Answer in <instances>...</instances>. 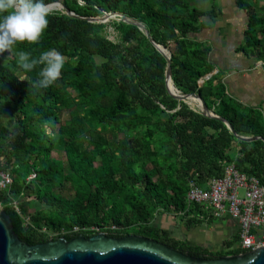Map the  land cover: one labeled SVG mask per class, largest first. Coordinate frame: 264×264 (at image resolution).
<instances>
[{"label":"trees","instance_id":"16d2710c","mask_svg":"<svg viewBox=\"0 0 264 264\" xmlns=\"http://www.w3.org/2000/svg\"><path fill=\"white\" fill-rule=\"evenodd\" d=\"M55 1L79 17L121 12L145 25L171 56L173 86L200 95L238 136L258 139H239L221 119L171 96L168 61L139 26L52 10L39 44L16 50L38 57L58 49L65 66L54 84L33 87L36 71L20 70L15 53L0 54V173L12 180L0 187V204L19 238L35 245L106 232L152 238L196 257L247 252L239 235L211 251L154 224L166 214L187 229L217 221L189 205L186 194L190 181L207 187L230 163L264 184V113L230 97L220 72L206 78L214 70L211 47L196 35L212 26L218 7L201 9L191 0H46ZM237 5L249 15L240 48L264 60V14L254 0ZM109 26L117 42L108 38ZM65 111L70 118L63 122Z\"/></svg>","mask_w":264,"mask_h":264},{"label":"water","instance_id":"95a60500","mask_svg":"<svg viewBox=\"0 0 264 264\" xmlns=\"http://www.w3.org/2000/svg\"><path fill=\"white\" fill-rule=\"evenodd\" d=\"M48 4L51 11L62 9L70 16L79 17L60 1ZM55 5H58V7L53 8ZM79 18L91 22H107L110 19H120L126 23L139 26L149 41L168 61L166 87L171 96L179 101L194 102L204 115L221 119L239 139L246 141L258 139V137L238 136L227 120L216 116L208 109L200 95L196 93L185 94L176 87L177 94L170 91L169 81L173 82L171 56L164 46L155 42L145 25L121 12L105 13L99 18ZM214 72L212 71L206 75V78H210ZM203 81L202 79L200 83ZM0 264H264V247L239 255H226L217 258L196 257L152 238L135 234L117 238L106 232H99L90 238L83 235L70 240L61 237L57 240L52 239L30 245L19 238L10 216L2 209L0 204Z\"/></svg>","mask_w":264,"mask_h":264},{"label":"crops","instance_id":"0c3cea01","mask_svg":"<svg viewBox=\"0 0 264 264\" xmlns=\"http://www.w3.org/2000/svg\"><path fill=\"white\" fill-rule=\"evenodd\" d=\"M191 1L201 9H209L214 2L221 11L212 26L196 35L211 47L209 59L214 65V74L221 73V80L230 97L245 106L259 108L264 113V60L240 48L248 25V12L237 5V0ZM254 6L256 12L264 14V0H254ZM205 20L211 21L209 18ZM167 215L157 216L155 225L169 229L173 236L178 237L170 227L162 225L167 221ZM180 226L185 234L184 239L211 251L221 249L225 240L239 235L238 222L231 218L217 219L211 224L204 223L190 229Z\"/></svg>","mask_w":264,"mask_h":264},{"label":"built area","instance_id":"2783aa9c","mask_svg":"<svg viewBox=\"0 0 264 264\" xmlns=\"http://www.w3.org/2000/svg\"><path fill=\"white\" fill-rule=\"evenodd\" d=\"M11 183L10 175L1 172L0 187ZM186 201L189 205H199L219 220H236L243 249L264 247V184L257 177L240 172L230 163L224 176L211 179L207 187L190 181Z\"/></svg>","mask_w":264,"mask_h":264},{"label":"clouds","instance_id":"9594fccd","mask_svg":"<svg viewBox=\"0 0 264 264\" xmlns=\"http://www.w3.org/2000/svg\"><path fill=\"white\" fill-rule=\"evenodd\" d=\"M51 7L46 0H0V54L15 53L16 65L25 72L36 71L33 87L48 88L62 74L64 55L56 48L43 50L38 57L16 50L18 44H39L49 26Z\"/></svg>","mask_w":264,"mask_h":264},{"label":"rangeland","instance_id":"374dc122","mask_svg":"<svg viewBox=\"0 0 264 264\" xmlns=\"http://www.w3.org/2000/svg\"><path fill=\"white\" fill-rule=\"evenodd\" d=\"M107 36H108V38L110 39V40H112V41H115V42H117L118 40H119V36H118V33H117V31L113 28V27H111V26H109L108 28H107ZM192 104H194L195 105V103L193 102ZM69 118H70V114H69V112L68 111H65V112H63V115H62V120H63V122H65V121H69ZM5 124V119L2 117V116H0V125H4ZM108 138H109V142L111 143V144H114L115 143V141H116V138H115V136L113 135V134H111V133H108ZM66 194L67 195H70L71 196V194H69L68 192H66ZM166 219H167V221H165V223L164 224H162V225H166V226H168V227H170V229L179 237V238H183V237H185V234H184V232L182 231V227L180 226L181 224L179 223V217L177 216V215H172V214H168L167 216H166ZM158 222V220H154V224H156ZM212 248H214L213 246H212ZM216 249V248H215Z\"/></svg>","mask_w":264,"mask_h":264},{"label":"bare ground","instance_id":"6f19581e","mask_svg":"<svg viewBox=\"0 0 264 264\" xmlns=\"http://www.w3.org/2000/svg\"><path fill=\"white\" fill-rule=\"evenodd\" d=\"M169 89L173 93H176V94L178 93L177 90L175 89V87L173 86V84L171 83V81H169Z\"/></svg>","mask_w":264,"mask_h":264}]
</instances>
